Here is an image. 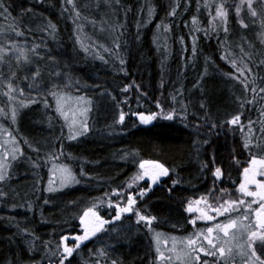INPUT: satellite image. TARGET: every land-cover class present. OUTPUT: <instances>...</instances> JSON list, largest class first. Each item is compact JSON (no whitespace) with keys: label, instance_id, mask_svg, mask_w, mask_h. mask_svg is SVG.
<instances>
[{"label":"trees","instance_id":"obj_1","mask_svg":"<svg viewBox=\"0 0 264 264\" xmlns=\"http://www.w3.org/2000/svg\"><path fill=\"white\" fill-rule=\"evenodd\" d=\"M221 2L74 0L73 9L67 0H7L11 17L0 18V34L10 31L9 26L14 23L20 29L31 30L25 32L26 40L17 39L29 48L32 44L40 45L41 58L31 54L30 58L31 66L41 69L37 84L43 86L29 93L26 85L31 80L23 77L30 73L24 65L16 70L13 58V70L17 71L14 82L25 89V96L35 99L36 110L27 118V132L21 134L18 128L24 122L10 118L12 105L0 94V108L7 113L0 114V123L13 131L22 151L10 167L24 163L28 166L23 173L27 187L22 189L21 196L17 192L13 195L19 202L9 205L0 198V264H48V248H54L61 235L83 234L80 217L93 204L101 216L110 220L115 211L108 201L117 199L113 190H123L126 195L142 188V181L133 183L131 189L127 187L142 171V161H156L169 168V175L152 186L143 199L137 197L136 208L157 218L152 222V231L144 222L137 224L134 214L126 215L105 225L106 232L85 241L70 258L72 264H90L92 250L99 248H108L119 264H163L157 259V233L160 238L164 235L183 239L208 224L190 223L198 213L186 211L188 201L207 195L208 203L214 204L215 198L221 196L220 189L228 190L223 199L240 197L237 188L243 179V167L248 166L249 152L243 146L245 135L225 121L242 111L245 133L250 118L257 122L253 125L254 137H259L260 122H264L260 115L264 111V93L247 104L253 93L245 91L243 77L235 78L238 73L228 57H235L242 66L243 46L248 53L243 59L255 74L257 89L264 86V64L260 63L264 60V25L260 20L253 24L242 11L241 16L249 24L247 29L242 28L235 9L230 7L229 31L225 33L223 26L214 29L217 21L212 18ZM232 3L228 0L226 7ZM114 9L119 11L120 18L114 23L116 31L109 50L100 55L88 53L78 43L75 12L78 10L81 16L88 15V10L114 14ZM173 9L175 14H171ZM116 44L120 47L116 48ZM51 69L60 71L63 78H53ZM0 70L11 75L5 64H0ZM246 75L251 87L253 76ZM53 83L57 89H52ZM126 85L133 87L124 91ZM53 90L84 94L91 99L90 131L81 140L68 138L65 121L56 112L50 95ZM45 99L47 107L42 105ZM157 102L161 107H157ZM241 103L245 104L243 109ZM24 104L30 103L24 99ZM120 111L125 113L123 123H118ZM172 111L175 115L169 120L166 116ZM137 112L158 115L150 124H143L133 117ZM49 121L63 130V136L53 135ZM212 124L217 127L212 128ZM40 135L48 137V146L60 136L56 155L60 153L62 161L74 168L78 184L62 191H48L49 159L35 150L40 146ZM22 160L26 162L19 163ZM30 160L33 166L27 162ZM217 166L224 175L214 182L212 171ZM173 181H178L175 187ZM210 190L212 194L208 195ZM203 204L201 201L193 207ZM207 259L212 264V258Z\"/></svg>","mask_w":264,"mask_h":264},{"label":"snow or ice","instance_id":"obj_2","mask_svg":"<svg viewBox=\"0 0 264 264\" xmlns=\"http://www.w3.org/2000/svg\"><path fill=\"white\" fill-rule=\"evenodd\" d=\"M119 0H117V3ZM69 5H72L73 9L76 8L74 0H67ZM228 0H223L215 9V16L213 20L217 21L214 25V29L223 26V31L227 33L229 31L227 27L229 8L235 9V14L239 25L247 29L249 24L245 22V16L254 24L257 20H260L264 25V0H239V3H232L226 7ZM10 6L7 4V0H0V18L8 20L11 17L9 10ZM245 12V16H241V12ZM171 14H175V9ZM76 15L80 13L77 10ZM10 31H4L0 34V64H5L11 73L6 75L0 70V94L7 97V101L11 107L10 118L15 121L18 108L24 107V99H27L29 103H35L34 98L25 96V89L15 84V78L17 71L21 65L25 66V70L30 73L23 77L24 80H31L26 85L28 92L31 93L34 89L39 91V88L43 85H38L37 80L41 77V69L39 67H32L33 60L30 58L34 56L40 57V45L32 44L29 48L27 44H21L19 37H25V32H30V29H20L15 23L10 25ZM27 38L25 37V40ZM120 45L116 44V48ZM251 47V45H249ZM195 51V49H193ZM240 53L242 54L240 59V65L237 64L235 57H228L231 60L233 67L236 68L238 75L236 79L243 77L242 83H244L245 91H251L253 93L252 100L246 101L247 104H252L256 101L257 95L264 93V86L257 89L256 77L252 73V69L248 67V63L244 62V57L248 56L244 47H240ZM13 58L16 61L15 68L13 70ZM249 62H251L249 60ZM124 63L123 60L120 61ZM264 64V60L260 61ZM246 73H251L253 76L252 86L248 84V76ZM50 74L53 78H63V74L55 69L50 70ZM231 75V74H230ZM264 83V81H262ZM133 85H126L123 89L127 91ZM136 87H139L136 85ZM58 86L53 83L52 89H57ZM50 95L56 100V112L63 117L66 127L68 129V138L75 140L77 137L82 136L90 131L89 125L86 119L77 121V113L67 105L68 97L64 96L61 91L53 90ZM18 97H23L18 101ZM82 97L77 100H82ZM175 99V97H173ZM264 99V96L261 97ZM18 101V103H16ZM44 105L47 107V100H43ZM90 103V102H89ZM67 105V108H66ZM204 105L201 104V107ZM244 103L240 104V108L243 109ZM157 107H161L157 102ZM89 111L87 107L83 109L81 115L86 114ZM69 112H72L70 118ZM0 114H5L4 108H0ZM163 114V110H161ZM138 116L143 124H148L152 120H155L157 113H150L145 115L143 112L134 113ZM174 111L169 112L166 116L171 120L174 118ZM243 112H238L233 115L229 120L225 121L226 124L234 127H238L242 134L245 135L244 148L249 152V159L247 161L248 166L243 167L242 177L239 182L237 191L240 193V197L237 199H223L224 195H228L227 189H220L221 196L216 197V203H208V196L202 195L198 199L188 201L186 211L188 213H198L190 223L196 225L197 221H206L210 226L205 229H200L188 237L183 238L180 241L182 247L177 250L176 239L173 238L172 247L168 249L169 255H165L164 251L160 248V234H156V253L157 259L162 261L163 264H172V262L179 261L180 264H210L209 259L212 258V264H236V258L239 257L241 264H264V122H260L262 126L259 129L260 136L254 137V122L250 118L247 122V132L245 133V124L241 122V116ZM261 116H264V111H261ZM125 120V113L120 111L118 123H123ZM212 128H216V124L211 125ZM11 136V133H8ZM61 136H63V130H61ZM15 140V137H11ZM255 139V143H254ZM2 147V145H0ZM18 149H13L11 156L12 159L16 158V152ZM7 156H0V182H4L9 179L8 165L4 162ZM151 163L152 168H147L146 165ZM239 163V161H236ZM139 168L142 170L138 172L135 177L132 178V183L128 184V188L131 189L133 183L137 181L145 180L148 178L150 186L147 188H141L140 191H129L125 195L123 190H113L114 195L117 197L116 201L109 200V207H113L115 214L110 220H106L103 216L96 211V204L88 207L84 210L80 217V222L83 225V234H63L60 236L59 241L56 242L55 247L48 248L49 262L53 264V260L56 264H72L70 258L74 253L80 249L81 245L85 241H89L93 237H97L98 233L102 231L106 232L105 225L114 224L116 221H120L124 214H134L138 219L137 224L144 222L149 231H152V222L157 218L152 215L143 214L136 208L137 197L143 199L149 191H151V185H155L162 177L169 175V168L163 163L142 161L139 163ZM61 184H65L67 179H74L71 170L66 165H61ZM224 175L221 167L217 166L212 171L214 182L220 180ZM52 181H49L51 185ZM178 184V181H173V187ZM51 192L53 189L48 188ZM171 191V189H169ZM211 190L208 195H211ZM8 193L0 190V198L7 196ZM201 201L204 202L203 207H193V204L200 205ZM48 201H45L47 203ZM256 205V207H254ZM218 217H225L224 220H218ZM215 233V235H213ZM222 234V235H221ZM46 245H50L51 242L45 241ZM259 250V251H258ZM92 258L90 264H119L118 259L112 258L109 254L108 248H99L92 250ZM202 254L204 259H202Z\"/></svg>","mask_w":264,"mask_h":264},{"label":"rangeland","instance_id":"obj_3","mask_svg":"<svg viewBox=\"0 0 264 264\" xmlns=\"http://www.w3.org/2000/svg\"><path fill=\"white\" fill-rule=\"evenodd\" d=\"M233 3H239V0H233ZM94 8H97V5H95ZM98 11H95L93 13L90 10H88V12H87L88 15H86V16H81V14L79 16H77L76 12H75V17H74L78 21V28L76 30L78 43L82 48H84L85 51H87L88 53H91L92 55L104 54L107 50H109L108 45L112 39L113 34L116 31L114 23L118 22L119 18H120L119 14H118L119 11L115 10V9L113 11L114 14H107L106 10H102V11H100V13ZM106 15H108V17ZM90 18H92L94 20L91 19V21H90ZM246 41L249 42V39L247 38ZM12 63H13V60H12ZM42 66H43V64H42ZM42 79L46 81V78L43 77ZM63 95L70 98L67 101V105H70L71 108L77 113V117H76L77 121L79 122V120H81V119H86L87 123H89V120L91 118L90 116L92 114L91 111L93 109L92 104H91V102H92L91 99L89 100V98H87L84 94L77 95V94H73V93H69V94L63 93ZM79 97H82L83 99L77 100V98H79ZM53 100H54V103L56 104V100L54 98H53ZM42 105H43V107H46L44 104H42ZM67 105H66V108H67ZM37 106H39V104ZM85 107H87L89 109V111L86 114L81 115V113L83 112V109ZM19 109H20V114L19 115L17 114L18 119L16 120V122L17 123H20L21 121H22V123L24 122L23 124L20 125V127L18 129H19V132L21 134H23V133L25 134L27 132L26 129L29 127V123H27V118L31 114L35 113L36 104L35 103L25 104L24 107H20ZM69 116L71 118L72 112H69ZM50 122L52 123V125ZM43 124H46V123H43ZM47 124L49 125V128L52 127V131L54 133L53 135L61 134V131H60L61 128L59 129L56 126L54 121H49V122H47ZM42 125H40V128ZM22 126H24V127H22ZM53 126H55V127H53ZM8 133H11V136H9ZM88 133L89 132H87L86 134L79 136L75 140H71V141L81 140L82 138L87 136ZM41 134H43V132ZM11 137H15V140L13 141ZM37 137L38 136H36V138ZM47 138H48L47 136L44 137V136L40 135V137H39L40 140L38 141L40 143V146L35 148L36 151L40 150L39 153H44L45 154L44 156L46 159L47 158L49 159L48 175H49V181L51 180L52 183H51V185L48 184L47 188L51 187L53 189L52 192H57L60 190L61 191L65 190L69 187H72V186L78 184L79 180H78V177H77V174H76L74 168L71 165L66 164L62 161V158L60 157V153L58 155H56L57 154V151H56L57 143L56 142L58 141V138H55V136H53V138H55V139L52 141L53 143H50L51 144L50 146L46 145V142L48 141ZM49 138H51V136H49ZM0 145H2V147H0V156H7V159L4 162L8 165V174H10L11 176L14 174L13 177L10 176V178L7 179L6 181L0 182V190H3V191L8 193L7 196L2 197L1 199L3 200V202L5 204L10 205L12 203H18L19 202V201L13 199L14 193L17 192L21 196L23 193L22 189L27 187L26 181L24 180L25 178L23 179V173L26 172V167H28V166L26 165V163H24V165L23 164H21V165H15L14 164L10 167V163L13 162V160H15L17 157H20V153L22 152L21 147H20V141L14 135L13 131L10 128L6 127L5 125H3L1 123H0ZM13 149H18V151L16 152V158L15 159H12V156H11ZM23 161H25V160L19 161V163H22ZM27 162L33 166V163L31 160L27 161ZM149 162H156V161H149ZM61 165H66L71 170V173L74 177V179H72V178L67 179V182L65 184H61V182H60L61 181V171H60ZM14 166L16 167L15 169H14ZM146 167L152 168V164L149 163L146 165ZM38 169H39V167H38ZM162 178H164V177H162ZM162 178L157 183H159L162 180ZM254 207H256V205H254ZM125 215H132V214H124L122 219L125 217ZM223 218L218 219V220H222ZM207 226H210V225L207 224L206 226L200 227L198 230L205 229ZM213 235H215V233ZM181 240L182 239H179V238L176 239V242H177L176 246H177L178 251L182 247V245L180 244ZM172 243H173L172 238H170L168 236H164V235L161 236L160 247H161V251H164L166 256L170 254L168 252V249H170L172 247ZM172 264H180V262L174 260L172 262ZM236 264H241L239 257L236 258Z\"/></svg>","mask_w":264,"mask_h":264},{"label":"flooded vegetation","instance_id":"obj_4","mask_svg":"<svg viewBox=\"0 0 264 264\" xmlns=\"http://www.w3.org/2000/svg\"><path fill=\"white\" fill-rule=\"evenodd\" d=\"M142 183H143V186L142 188H145V187H149L150 186V181L148 180V178H145V180H142ZM158 184V183H157ZM157 184L155 185H151V188L152 186H156ZM126 216V215H125Z\"/></svg>","mask_w":264,"mask_h":264},{"label":"water","instance_id":"obj_5","mask_svg":"<svg viewBox=\"0 0 264 264\" xmlns=\"http://www.w3.org/2000/svg\"><path fill=\"white\" fill-rule=\"evenodd\" d=\"M143 113H144V112H143ZM144 114H145V115H148L149 113H144ZM133 117H134L135 119H137V118H138V120L140 121V119H139V117H138V116L134 115ZM140 122H141V121H140ZM151 122H152V121H151ZM151 122H150V123H151ZM150 123H148V124H150ZM74 235H77V234H74Z\"/></svg>","mask_w":264,"mask_h":264}]
</instances>
